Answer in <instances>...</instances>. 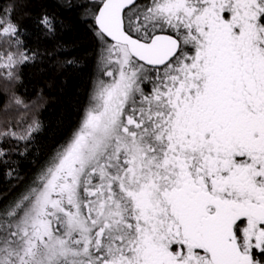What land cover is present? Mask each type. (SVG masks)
<instances>
[{
	"label": "snow or ice",
	"instance_id": "obj_1",
	"mask_svg": "<svg viewBox=\"0 0 264 264\" xmlns=\"http://www.w3.org/2000/svg\"><path fill=\"white\" fill-rule=\"evenodd\" d=\"M27 2L0 9L9 180L42 130L12 86L62 23L42 10L28 44L12 19ZM56 3L94 45L85 102L0 203V264H264V0Z\"/></svg>",
	"mask_w": 264,
	"mask_h": 264
},
{
	"label": "trees",
	"instance_id": "obj_2",
	"mask_svg": "<svg viewBox=\"0 0 264 264\" xmlns=\"http://www.w3.org/2000/svg\"><path fill=\"white\" fill-rule=\"evenodd\" d=\"M12 2L13 0H0V7L4 8ZM42 10H47L62 21L56 25L54 40L39 41L40 49L51 55H44L35 64L23 66L20 81L15 85L17 94L25 101L40 98L43 102L38 117L42 122V130L34 134V143L29 145L25 157L12 155L13 160L19 161L20 179H7L6 166L0 165V203L10 200L29 182L51 148L64 138L75 123L77 108L85 102L84 89L89 82L94 48L91 36L77 19V12L58 8L56 0H28L23 7L17 3V8L12 13V19L33 37L28 40V44L35 46L34 38L41 35L36 21ZM57 41L62 42L67 50L57 52ZM68 58L80 61V66L64 65L62 62ZM2 96L0 94V103ZM14 143H4L0 147L11 148Z\"/></svg>",
	"mask_w": 264,
	"mask_h": 264
},
{
	"label": "rangeland",
	"instance_id": "obj_3",
	"mask_svg": "<svg viewBox=\"0 0 264 264\" xmlns=\"http://www.w3.org/2000/svg\"><path fill=\"white\" fill-rule=\"evenodd\" d=\"M0 9H3V7H0ZM2 83L3 82L0 81V84H2ZM15 85H17V83L12 86V90H14L17 93V91L15 89ZM0 94L3 95L2 98L4 100V98H5L4 97V94L2 92H0ZM3 100H2V102H3ZM26 102H28L31 105L30 109L28 110V115L26 117V120L30 121L33 116H35L36 118H38L39 117V112H40V110L42 108L43 102L40 100V98H38V99H36L34 101H31V102H29V101H26ZM21 111H23V110H21ZM12 115H13V120H15L16 113H13ZM5 143H8V142H5Z\"/></svg>",
	"mask_w": 264,
	"mask_h": 264
}]
</instances>
